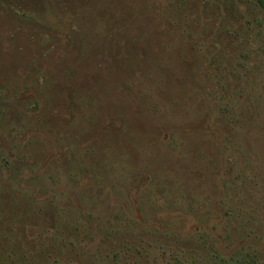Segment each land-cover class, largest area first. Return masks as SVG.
Instances as JSON below:
<instances>
[{
  "label": "rangeland",
  "instance_id": "374dc122",
  "mask_svg": "<svg viewBox=\"0 0 264 264\" xmlns=\"http://www.w3.org/2000/svg\"><path fill=\"white\" fill-rule=\"evenodd\" d=\"M0 257L264 264L257 1L0 0Z\"/></svg>",
  "mask_w": 264,
  "mask_h": 264
},
{
  "label": "trees",
  "instance_id": "16d2710c",
  "mask_svg": "<svg viewBox=\"0 0 264 264\" xmlns=\"http://www.w3.org/2000/svg\"><path fill=\"white\" fill-rule=\"evenodd\" d=\"M257 1L258 5L264 10V0H255ZM11 254V253H10ZM24 258H29V256H25ZM0 259H2V257H0ZM27 259H23V263L22 264H26L28 263V260Z\"/></svg>",
  "mask_w": 264,
  "mask_h": 264
}]
</instances>
